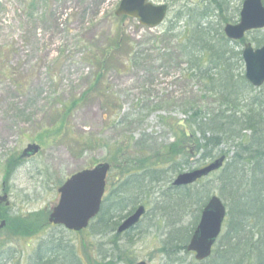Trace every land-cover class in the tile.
Masks as SVG:
<instances>
[{
    "label": "rangeland",
    "instance_id": "obj_1",
    "mask_svg": "<svg viewBox=\"0 0 264 264\" xmlns=\"http://www.w3.org/2000/svg\"><path fill=\"white\" fill-rule=\"evenodd\" d=\"M121 1L0 0V196L3 190L8 192L11 203L0 205V221L3 216L8 218L0 236V264H37L41 247L60 249L58 253L63 260L57 264H137L144 260L148 264H208L195 259L187 248H178L176 241L174 247L164 245L175 230L178 244L183 243L188 233L192 235L201 217L200 206L209 197L217 194L226 204L220 194L218 173L183 192L172 184L179 173L193 169L199 155H192L191 168H183L180 159L166 161L158 181L151 177L142 182L144 188L136 195L141 197L138 203L143 199L148 210L142 223L129 235H120L116 229L106 231L104 237L95 235L98 218L79 234L47 221L50 210L59 202L58 187L76 172L109 161L113 169L108 176V188L118 185L123 177L121 166L112 157L114 145L123 144L128 153L139 156V142L144 141L147 153L154 157L158 149L174 140V133L160 122L159 115L183 121L192 97H198L206 107L213 104L214 108L218 107L214 99L209 101L204 97L198 80L185 77L186 63L169 54L173 51L170 46L176 42L168 44L161 37L167 23L174 21L180 12L191 8L203 11L214 0H152L170 5L165 24L159 30H148L130 17L118 20L131 38L143 41L139 64L131 71L123 68L122 72L114 71L108 76L110 86L121 93L124 124L113 126L105 122L101 103L96 98L84 102L60 122L58 113L63 104L82 95L92 81L88 75L92 71L83 60L84 44L98 36L95 44L101 45L100 35L112 31ZM227 2L208 9L212 13L208 20L222 32L226 24L239 23L244 0ZM258 39H263L261 46L264 45V29L251 31L246 38L260 47ZM230 44L233 50L242 51L245 43L241 40ZM245 71L246 65L242 67L243 74ZM248 90L243 104L249 105L254 99L263 102L264 112V86ZM71 135L102 138V146L96 144L97 139L89 147L78 145ZM251 135L246 130L245 141H250ZM32 143H37L41 150L24 158L22 152ZM186 146V153H190L191 144ZM237 149L236 144L224 142L213 151L215 154L229 151L231 158ZM207 192L211 194L208 197ZM183 193L188 195L184 200L180 196ZM120 218L117 219L121 223L124 219ZM32 219L35 223L28 224L18 234L19 228L15 226L21 227V220ZM117 234L120 237L116 241L123 254L105 261L104 255L111 253L112 240ZM114 252L116 256L121 254L118 250ZM128 253L132 254L133 263L128 261Z\"/></svg>",
    "mask_w": 264,
    "mask_h": 264
},
{
    "label": "trees",
    "instance_id": "obj_2",
    "mask_svg": "<svg viewBox=\"0 0 264 264\" xmlns=\"http://www.w3.org/2000/svg\"><path fill=\"white\" fill-rule=\"evenodd\" d=\"M211 3L203 11L200 8H191L180 12L174 21L167 23L161 37H164L162 42L167 41L168 44L176 42V45L170 46L173 47V51L169 54L186 63L185 77L188 80L189 78L198 80L205 92L204 97L209 101L214 99L218 107L214 108V104L206 107L202 104V100L192 97L194 95L192 94L185 111L186 118L183 121H176L170 115H159L160 122L174 133V140L164 148L158 149L154 157L147 153V144L144 141L139 142L140 150H137L139 156L128 153V149L123 144L117 143L112 147V157L121 166L120 172L123 179L118 185L108 189L101 212L97 217L99 221L96 227L99 230L93 233L99 236L103 234L104 237L106 231H114L120 224L117 218H126L136 210L138 205L144 204L143 199L138 203L141 197L139 198L136 193L144 188L142 182L148 178L152 177L153 181L160 179L164 162L180 159L183 168H191L190 159L195 154V156L199 155V158L195 159L193 168L203 167L224 154L227 158L229 157V151L220 154H215L213 151L215 147L226 142L231 145L236 144L238 151L231 158L229 157L228 164L225 163L220 170L210 176L218 173L219 190L226 201L228 217L224 224V231L214 245L211 256L205 262L208 264H264V170L261 165L264 162L262 160L264 159L263 102L254 99L249 105L243 104L247 99L245 93L253 86L242 72L244 66L242 51L233 50L230 43L234 41L229 40L221 29H216L208 20L212 14L208 11L211 6L217 8L218 5H227L228 2L214 0ZM115 18L116 23L114 22L112 31L108 33L105 31L100 35L101 45L95 44L99 41L98 36L92 37L94 40L91 43L84 44L83 48L86 52L83 60L92 71L88 74L92 81L82 95L74 96L68 103L63 104L62 110L58 113L61 116V123L66 114L71 115L84 102L96 98L101 103L105 122L108 121L113 126L124 124L126 118L122 113L121 93L110 86L108 76L114 71L122 72L123 68L131 71L138 65L139 58L143 54L140 52L143 41L142 38H131L125 28H121L118 20L127 17L115 16ZM262 40H257L258 46H261ZM245 107L249 109L245 111ZM246 130L252 132L248 142L244 139ZM71 136L78 145L89 147L92 144L91 141L97 139L96 144L102 146V138ZM131 140L133 138H130ZM237 141L240 142L237 143ZM104 142L107 146L108 143ZM188 143L191 144L190 153H186L185 150ZM192 149L193 152H191ZM174 164L180 166L177 163ZM246 168H248V174ZM192 186L194 185L174 187L182 189L183 192L184 189H190ZM206 194V197L211 195H208V192ZM180 196L184 200L188 195L183 193ZM209 199L210 197L207 201ZM205 204L206 202L204 206H200L202 210ZM3 218L8 219L4 216ZM32 223H35V220L23 222L21 220V227L18 224L15 226L19 228L18 234ZM141 223L142 221L139 225ZM96 227L94 226V229ZM132 231L126 234L129 235ZM170 234L168 240L164 242L165 247H174L176 244L182 250L186 249L192 236L189 233L185 235L183 239L185 246L182 242L178 244L177 230ZM119 237L118 234L113 237L111 253L104 255L105 261H112L123 254L116 241ZM59 250L54 251L52 248L43 250L41 247V252L37 254L39 256L37 264H57L63 260L62 254L58 253ZM116 250L121 254L116 256L114 252ZM127 258L133 263L131 253L127 254ZM101 261L103 260L98 262Z\"/></svg>",
    "mask_w": 264,
    "mask_h": 264
},
{
    "label": "water",
    "instance_id": "obj_3",
    "mask_svg": "<svg viewBox=\"0 0 264 264\" xmlns=\"http://www.w3.org/2000/svg\"><path fill=\"white\" fill-rule=\"evenodd\" d=\"M168 9V4H153L151 0H122L115 14L117 17L124 15L138 19L143 27L148 26L155 29L165 22ZM240 12L239 23H229L224 27V33L228 39L240 41L247 32L264 28L263 0H244ZM242 54L246 65V79L256 87L264 86V45L255 48L253 43L246 42ZM40 150L37 143H32L25 148L22 156L32 157ZM225 160L226 155L224 154L203 167L182 172L172 184L178 187L192 185L197 180L220 170L225 165ZM110 169L108 162L98 163L95 168L79 171L68 178L66 183L58 189L61 194L60 199L49 215V222L63 225L66 229L74 232L86 229L90 220L101 211ZM3 203L7 206L11 204L7 192L0 196V205ZM146 211L147 208L143 204L138 206L118 226V233L121 234L135 227L142 220ZM226 218L227 205L215 194L206 203L197 228L186 247L190 252L195 253V259L204 261L211 256L214 245L222 233ZM6 225V220L3 219L0 222V233ZM137 264H148V262L140 261Z\"/></svg>",
    "mask_w": 264,
    "mask_h": 264
},
{
    "label": "bare ground",
    "instance_id": "obj_4",
    "mask_svg": "<svg viewBox=\"0 0 264 264\" xmlns=\"http://www.w3.org/2000/svg\"><path fill=\"white\" fill-rule=\"evenodd\" d=\"M173 186V185H172Z\"/></svg>",
    "mask_w": 264,
    "mask_h": 264
},
{
    "label": "flooded vegetation",
    "instance_id": "obj_5",
    "mask_svg": "<svg viewBox=\"0 0 264 264\" xmlns=\"http://www.w3.org/2000/svg\"><path fill=\"white\" fill-rule=\"evenodd\" d=\"M1 247V246H0Z\"/></svg>",
    "mask_w": 264,
    "mask_h": 264
}]
</instances>
